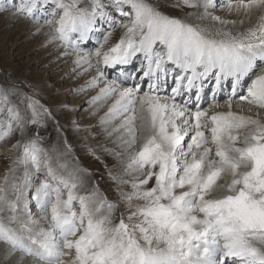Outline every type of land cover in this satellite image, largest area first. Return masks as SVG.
Wrapping results in <instances>:
<instances>
[{
  "label": "snow or ice",
  "instance_id": "obj_1",
  "mask_svg": "<svg viewBox=\"0 0 264 264\" xmlns=\"http://www.w3.org/2000/svg\"><path fill=\"white\" fill-rule=\"evenodd\" d=\"M0 10L36 21L58 58L91 73L77 91L111 101L99 123L113 124L105 131L122 149H103L110 165L85 145L105 187L77 151L72 106L0 87V141L17 153L0 184V264H264V0H8ZM236 101L252 114L233 112Z\"/></svg>",
  "mask_w": 264,
  "mask_h": 264
},
{
  "label": "rangeland",
  "instance_id": "obj_2",
  "mask_svg": "<svg viewBox=\"0 0 264 264\" xmlns=\"http://www.w3.org/2000/svg\"><path fill=\"white\" fill-rule=\"evenodd\" d=\"M17 3L21 0H16ZM235 3V0H231ZM8 3V0H0V5ZM216 15L228 16L225 8H217ZM14 13L11 10H0V87L14 86L16 88L27 91L31 87L42 90L44 99L49 103L55 104L63 101L72 106L70 116H74L81 123V131L75 139L79 140L77 151L81 160L87 165L94 174V178L101 180L102 185L107 187V174L103 164L94 160L92 156L85 151V145H90L95 149L96 154L101 156L102 160H106L110 165L116 163V158L104 153V148L113 149L114 151L122 150L119 148L117 136L118 133L108 135L105 128L110 131L113 124L107 126L99 123L100 117L104 116L107 111L108 104L111 101H98L96 104L88 103L91 96L95 95L99 89L90 91H77L85 85V81L90 79L91 73L79 75L81 69L74 66L72 59L58 58L59 49L53 45H45L44 35L35 34L36 21L27 19H14ZM230 19L246 17L241 14L237 17L235 13L228 16ZM42 22V21H41ZM258 23V19H253V26ZM26 26V27H23ZM98 27H101L98 25ZM34 28V30H31ZM48 29L44 28L43 32ZM123 30L119 27L115 29L113 39ZM97 35H92L90 39L83 42L85 51L93 50ZM74 59V57H73ZM139 61H134L125 66L126 72H133L139 66ZM229 90L228 85L224 84L219 90L220 97L225 95V91ZM164 89H161L163 94ZM209 98L205 96L201 103L204 107H208ZM195 99V97H193ZM220 103L224 104V100L220 99ZM239 104V103H238ZM237 104V105H238ZM103 105V107H101ZM236 105V106H237ZM227 108V107H225ZM224 107L218 108L219 111H225ZM77 109H79L77 113ZM95 115H92L93 111ZM237 107L233 105L232 111L235 112ZM245 114V112H243ZM252 113H246L251 115ZM115 121L114 123H118ZM84 131V132H83ZM18 138V134H17ZM14 141H0V184L4 183V175L7 168L16 156V151L11 149V143ZM106 154V155H105ZM127 154L125 153V159ZM103 178V179H102ZM223 175L217 182H223ZM83 194V193H82ZM119 213H117V216ZM25 264H33L30 258H25Z\"/></svg>",
  "mask_w": 264,
  "mask_h": 264
},
{
  "label": "bare ground",
  "instance_id": "obj_3",
  "mask_svg": "<svg viewBox=\"0 0 264 264\" xmlns=\"http://www.w3.org/2000/svg\"><path fill=\"white\" fill-rule=\"evenodd\" d=\"M23 27H26V26H23ZM36 27V26H35ZM34 27V28H35ZM34 28H31V30H34ZM220 98V95H218V99ZM209 102L211 103V96H210V98H209ZM239 103V104H238ZM238 104V105H237ZM221 105H223V103L221 104ZM233 105H235V107H237V110H235V113L236 114H238V115H244V116H247L246 115V113H249V111H248V108H247V105L245 104V106H244V109H243V111H241V108H240V102L239 101H236ZM237 105V106H236ZM225 108V107H224ZM227 108H225V110H226ZM228 110V109H227ZM226 110V111H227ZM210 111V113H211V109L209 110ZM216 111H219L218 109H216ZM243 112H245V114H243ZM84 132V131H83ZM79 135V134H78ZM106 155V154H105ZM108 157V155H106L105 156V158H107Z\"/></svg>",
  "mask_w": 264,
  "mask_h": 264
}]
</instances>
